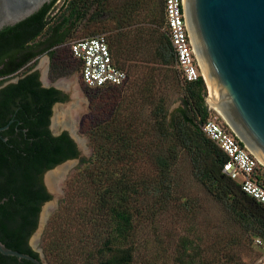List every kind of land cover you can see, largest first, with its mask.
I'll return each mask as SVG.
<instances>
[{
	"label": "trees",
	"instance_id": "16d2710c",
	"mask_svg": "<svg viewBox=\"0 0 264 264\" xmlns=\"http://www.w3.org/2000/svg\"><path fill=\"white\" fill-rule=\"evenodd\" d=\"M57 1L44 6L23 22L0 31V128L13 120L6 131L0 132V202L5 200L0 205V240L8 248L37 259L40 258L39 253L32 249L29 241L38 228L43 205L52 200L43 177L58 165L80 158V152L68 132L55 136L50 128L54 106L66 102L68 96L57 88L44 87L39 72L32 71L38 58L45 54L56 61L55 67H60V59L65 54L59 49L66 44L70 27L81 20L94 4L103 2L72 0L68 12L63 10L58 21L54 22L50 14ZM163 14L165 18V5L163 11L158 4L154 5L152 16L158 31ZM166 33L167 37L163 34L158 36L153 54L160 61L161 68H150V74L145 71L147 67L135 63L140 59L138 51L133 48L124 47V51L117 45V54L123 57V62L117 60L107 36L115 63L125 71L127 67L131 68L133 79L130 82L126 71L128 78L124 84L92 88L81 78L90 99V112L83 119L82 129L89 135L94 150L90 160H83L84 169L90 173V185L103 187L106 184L99 194V201L114 221L111 239L102 252H107L108 257L98 264H133L134 246L122 244L132 237L135 220L141 215L145 198L171 199L172 189L176 186L170 178L171 167L183 154L191 162L194 179L206 192L245 232L264 241V206L245 194L238 182L223 173L228 157L203 131L210 117L205 104L208 92L204 79L186 82L177 67L178 70L172 71V90L157 83L158 70L169 71L176 64L167 28ZM69 51L78 62L76 70L81 75L82 62L74 58L71 46ZM130 62L133 63L129 65ZM17 77L20 78L16 83L4 86ZM122 89L124 93L109 98L99 94L105 90ZM170 92L181 95V105L173 113L169 112ZM147 108L154 122L153 140L151 137L145 139L151 135L150 126L145 128L139 123ZM126 112L133 115L129 124L120 119ZM152 146L156 151L151 150ZM146 147L150 148L149 159L158 168L156 182L140 185L132 175L113 170L126 162L127 155H134V149L138 155ZM100 164L106 165L107 169L96 173ZM0 264L34 263L0 253Z\"/></svg>",
	"mask_w": 264,
	"mask_h": 264
},
{
	"label": "rangeland",
	"instance_id": "374dc122",
	"mask_svg": "<svg viewBox=\"0 0 264 264\" xmlns=\"http://www.w3.org/2000/svg\"><path fill=\"white\" fill-rule=\"evenodd\" d=\"M71 1L69 0V4ZM163 1L98 2L81 20L70 27L67 42L59 49L65 54L60 59V67H55L56 61L53 62L47 54L39 57L35 64L34 69H38L45 85L54 84L63 88L61 83L68 80L81 96V100L75 102L72 94L66 93L67 101L54 106L51 118L53 133L62 131L63 127L56 125L57 117H62L61 113L71 109V106L77 109L81 107L76 128L78 137H81L79 138L83 143L85 141L84 152L75 163L67 166L65 174L59 179L62 183L58 181L57 189L51 194L52 200L48 204H53V211L42 233L39 236L32 235L29 241H34L35 249L45 264H98L108 257L107 252H102L106 250V242L111 239L114 229L112 215L99 201V194L106 184L103 187L99 184L90 185V173L84 169L83 160H90L94 152L89 135L82 129L83 119L90 112V99L81 83L80 73L76 70L78 62L70 55V45L85 38L105 34L117 60L123 62V57L117 54V45L123 50L124 47L133 48L138 51L140 59L135 63L147 67L145 71L150 74V68H161L160 61L153 56L158 36L163 34L167 37L164 14L159 31L152 16L154 5L158 4V8L164 10ZM64 7L65 0L56 2L50 14L54 22L58 21ZM131 63L133 62L129 65ZM176 70L178 68L175 63L169 71L158 70L157 74L160 76L157 83L165 84L172 90V71ZM126 71L131 82L132 69L127 67ZM206 87L209 93L207 83ZM124 89L105 90L99 94L109 98L117 93L121 95ZM170 94L169 112L173 113L181 105V95L176 92ZM129 114L130 112L124 113L120 119L129 124L133 119V115ZM214 116L222 121L217 113L211 111L210 117ZM140 120L139 123H142L143 127L150 126L151 135H145V139L151 137L150 140H153L154 122L150 117V109L147 108L141 114ZM70 125L73 127L72 123ZM131 137L134 138L132 135ZM149 150L150 148L146 147L143 153L139 151L140 154L137 155V150L134 149V155H127L126 162L113 170L132 175V179L137 180L140 185L156 182L159 172L148 157ZM151 150L156 151L153 146ZM96 169V173L102 172L107 166L100 164ZM170 172L172 184L176 185L172 189L171 199L158 201V197L145 198L142 201L144 208L141 215L136 217L132 237L122 244L125 247L134 246L133 264H264V252L255 245L259 237L245 232L194 179L191 162L186 155H181ZM117 176H120V173L117 172Z\"/></svg>",
	"mask_w": 264,
	"mask_h": 264
},
{
	"label": "water",
	"instance_id": "95a60500",
	"mask_svg": "<svg viewBox=\"0 0 264 264\" xmlns=\"http://www.w3.org/2000/svg\"><path fill=\"white\" fill-rule=\"evenodd\" d=\"M53 1L0 0V31L23 22ZM182 4L209 88L207 100L212 111L230 124L252 154L264 165V0H182ZM18 80L19 78L10 80L4 86ZM45 87L61 89L54 84ZM12 123L13 120L1 127L0 132L6 131ZM50 128L53 132L52 127ZM63 132L69 133L81 155L84 149L78 141L76 129L68 124L63 126L60 133L53 134L58 136ZM76 160H68L45 173L44 184L50 194H53V190L48 184V176ZM48 203L42 207L38 228L34 233L36 236L42 233L50 217L45 222L43 214L50 205ZM29 244L39 253L34 241ZM0 253L34 264H45L40 254L37 259L8 248L1 240Z\"/></svg>",
	"mask_w": 264,
	"mask_h": 264
},
{
	"label": "built area",
	"instance_id": "2783aa9c",
	"mask_svg": "<svg viewBox=\"0 0 264 264\" xmlns=\"http://www.w3.org/2000/svg\"><path fill=\"white\" fill-rule=\"evenodd\" d=\"M164 5L166 28L183 79L197 82L203 78L205 81L185 20L182 0H164ZM70 46L74 58L82 62L80 76L88 87L120 86L126 82L127 72L115 63L105 34L73 42ZM207 98L205 104L211 113ZM203 131L228 157L223 173L238 182L245 194L264 206V165L223 118L220 121L217 116L209 117ZM255 245L264 252L263 240L257 239Z\"/></svg>",
	"mask_w": 264,
	"mask_h": 264
},
{
	"label": "bare ground",
	"instance_id": "6f19581e",
	"mask_svg": "<svg viewBox=\"0 0 264 264\" xmlns=\"http://www.w3.org/2000/svg\"><path fill=\"white\" fill-rule=\"evenodd\" d=\"M61 86H63V88H61L59 86L58 87L63 89L65 92L72 94V99L75 102H77V100L78 101L81 100V96L79 95V92H77V90L75 88H73L74 85L72 84V82H70L68 80H64L61 83ZM208 104H209V102H208ZM209 106H210V104H209ZM81 109H82L81 107L79 109H77V108L71 106V109L66 110V111L63 110L64 112L61 113L62 117H57L56 125L61 128L63 126H67L68 124L70 125V123H72L73 127L76 128V124H77V122L80 118V115H81V111H80ZM77 133H78V130L76 128V135H77ZM77 137H78V135H77ZM80 138L78 139V141H79L81 147L84 148L85 141L83 143ZM66 168H67L66 166H62L61 168L56 170L54 173H52L51 175L48 176V178H47L48 184L50 185V187L53 191L57 189V187L59 185L58 181H59L60 177H62L65 174ZM60 183H62V182H60ZM52 211H53V204L49 205L45 208L44 214H43L45 222L47 221V217H49L51 215Z\"/></svg>",
	"mask_w": 264,
	"mask_h": 264
},
{
	"label": "flooded vegetation",
	"instance_id": "af4514ba",
	"mask_svg": "<svg viewBox=\"0 0 264 264\" xmlns=\"http://www.w3.org/2000/svg\"><path fill=\"white\" fill-rule=\"evenodd\" d=\"M68 35H69V34H68ZM36 71L38 72V69L35 68V69H33L32 72H36ZM39 75H41L40 72H39ZM17 78H20V77H17ZM40 81H41L42 85L45 87V84H44L43 80L41 79V76H40ZM47 88H49V87H47ZM63 93H64V92H63ZM64 94L66 95V93H64ZM43 178H44V177H43ZM46 188H47V187H46Z\"/></svg>",
	"mask_w": 264,
	"mask_h": 264
},
{
	"label": "crops",
	"instance_id": "0c3cea01",
	"mask_svg": "<svg viewBox=\"0 0 264 264\" xmlns=\"http://www.w3.org/2000/svg\"><path fill=\"white\" fill-rule=\"evenodd\" d=\"M68 6H69V0H65V7L63 8V10L68 12Z\"/></svg>",
	"mask_w": 264,
	"mask_h": 264
}]
</instances>
